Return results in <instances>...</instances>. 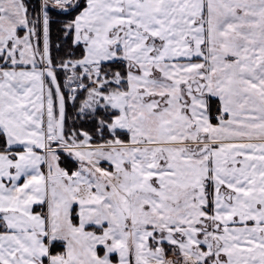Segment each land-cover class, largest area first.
I'll return each instance as SVG.
<instances>
[{"label": "snow or ice", "instance_id": "1", "mask_svg": "<svg viewBox=\"0 0 264 264\" xmlns=\"http://www.w3.org/2000/svg\"><path fill=\"white\" fill-rule=\"evenodd\" d=\"M0 264H264V0H0Z\"/></svg>", "mask_w": 264, "mask_h": 264}]
</instances>
